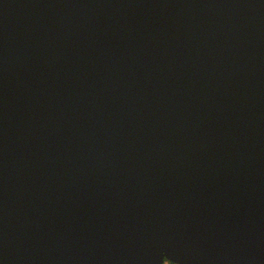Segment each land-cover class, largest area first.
Masks as SVG:
<instances>
[{
	"label": "water",
	"instance_id": "1",
	"mask_svg": "<svg viewBox=\"0 0 264 264\" xmlns=\"http://www.w3.org/2000/svg\"><path fill=\"white\" fill-rule=\"evenodd\" d=\"M163 250L264 264V0H0V264Z\"/></svg>",
	"mask_w": 264,
	"mask_h": 264
},
{
	"label": "snow or ice",
	"instance_id": "2",
	"mask_svg": "<svg viewBox=\"0 0 264 264\" xmlns=\"http://www.w3.org/2000/svg\"><path fill=\"white\" fill-rule=\"evenodd\" d=\"M169 261H174L179 264V259L176 257V255L168 250H163L158 255L155 264H168Z\"/></svg>",
	"mask_w": 264,
	"mask_h": 264
},
{
	"label": "built area",
	"instance_id": "3",
	"mask_svg": "<svg viewBox=\"0 0 264 264\" xmlns=\"http://www.w3.org/2000/svg\"><path fill=\"white\" fill-rule=\"evenodd\" d=\"M168 264H172V263L168 262Z\"/></svg>",
	"mask_w": 264,
	"mask_h": 264
}]
</instances>
